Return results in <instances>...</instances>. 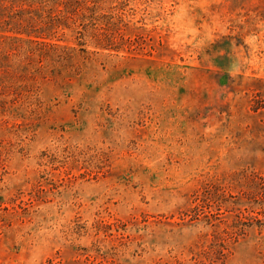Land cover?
Wrapping results in <instances>:
<instances>
[{
    "label": "rangeland",
    "instance_id": "1",
    "mask_svg": "<svg viewBox=\"0 0 264 264\" xmlns=\"http://www.w3.org/2000/svg\"><path fill=\"white\" fill-rule=\"evenodd\" d=\"M0 264H264V0H0Z\"/></svg>",
    "mask_w": 264,
    "mask_h": 264
}]
</instances>
